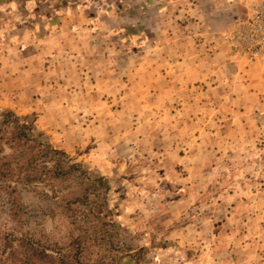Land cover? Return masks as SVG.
<instances>
[{
	"label": "rangeland",
	"instance_id": "1",
	"mask_svg": "<svg viewBox=\"0 0 264 264\" xmlns=\"http://www.w3.org/2000/svg\"><path fill=\"white\" fill-rule=\"evenodd\" d=\"M174 10L161 0H0V111L105 178L96 212L113 224L121 264H264V109L236 72L255 64L264 101V63ZM18 189L36 236L78 233L42 185ZM0 225H10L1 202Z\"/></svg>",
	"mask_w": 264,
	"mask_h": 264
},
{
	"label": "trees",
	"instance_id": "2",
	"mask_svg": "<svg viewBox=\"0 0 264 264\" xmlns=\"http://www.w3.org/2000/svg\"><path fill=\"white\" fill-rule=\"evenodd\" d=\"M157 11L158 5L148 7L146 18ZM64 182L68 185L62 189ZM19 184L42 185L78 233L61 243L36 236L27 226ZM108 188L104 177L91 176L82 163L35 133L25 117L9 109L0 111V202L10 223L0 225V264H121L124 256L115 253L118 249L105 229L113 224L96 212L106 204ZM101 246L109 247L107 253L98 251Z\"/></svg>",
	"mask_w": 264,
	"mask_h": 264
},
{
	"label": "crops",
	"instance_id": "3",
	"mask_svg": "<svg viewBox=\"0 0 264 264\" xmlns=\"http://www.w3.org/2000/svg\"><path fill=\"white\" fill-rule=\"evenodd\" d=\"M161 1L168 2L171 5L172 9H176L177 12H180L179 13L180 16L184 15L183 12H185L189 16V18H191L190 23L195 26V30L197 29L200 30L201 32L202 31L201 29H203L204 30L203 32H206L203 33L206 38H210V40L216 39L218 41L217 39L218 37L220 39V42L224 34L226 35L231 30H233V28L235 27V20L237 17L244 18L249 16L254 6L262 2V0H193V1L192 0H161ZM176 10H174L173 12H176ZM169 15H167L166 17H169ZM199 34L200 33H194L195 38ZM221 46H219L218 48L221 49L223 47ZM227 51L223 49V55L225 57L227 56L226 58L230 59L231 55ZM253 65L255 66V64ZM254 66L249 65L248 68L241 67L236 71L237 76L243 79L246 76V74H249V76L245 77L246 78L245 82L240 79V84H238V86L244 90V95L247 96L248 101L254 104L258 103L260 104L259 105L260 108L264 109V101H261L258 98L259 92L260 93L263 92L262 87H260L261 86L260 84L255 82L256 80L255 78L257 76L255 75L252 76L250 72L251 69H254ZM252 88L253 91H251Z\"/></svg>",
	"mask_w": 264,
	"mask_h": 264
},
{
	"label": "built area",
	"instance_id": "4",
	"mask_svg": "<svg viewBox=\"0 0 264 264\" xmlns=\"http://www.w3.org/2000/svg\"><path fill=\"white\" fill-rule=\"evenodd\" d=\"M223 42L233 55L264 63V0L254 6L249 16L236 18L235 27L223 37Z\"/></svg>",
	"mask_w": 264,
	"mask_h": 264
}]
</instances>
